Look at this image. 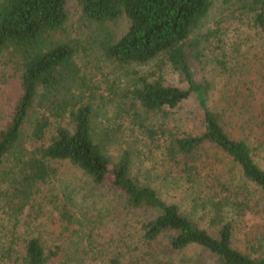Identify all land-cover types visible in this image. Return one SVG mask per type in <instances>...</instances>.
<instances>
[{"label":"trees","instance_id":"16d2710c","mask_svg":"<svg viewBox=\"0 0 264 264\" xmlns=\"http://www.w3.org/2000/svg\"><path fill=\"white\" fill-rule=\"evenodd\" d=\"M68 1L0 0V53L16 58L21 86L9 119L0 122V264H101L84 245L93 238L82 225L67 252L64 242L48 248L39 234L43 218L63 231L76 222L55 192L64 165L117 191L125 211L147 214L107 264H264L263 240L252 242L244 230L250 216L264 220V167L257 162L264 161V0L232 2L250 21L260 50L246 60L239 46L222 48L217 95L210 80L197 76V30L212 0H74L101 27L127 18L122 36L100 40L105 60L126 68L161 56L187 82L183 89L136 74L132 107L166 117L191 95L198 102L199 132L127 118L125 141L120 126L110 128L101 117L107 109L97 98L105 100L88 89L76 47L56 36ZM138 142L159 154L154 172L142 179L132 173Z\"/></svg>","mask_w":264,"mask_h":264},{"label":"rangeland","instance_id":"374dc122","mask_svg":"<svg viewBox=\"0 0 264 264\" xmlns=\"http://www.w3.org/2000/svg\"><path fill=\"white\" fill-rule=\"evenodd\" d=\"M234 1L212 0V7L197 30L201 41L199 47L201 69L197 76L203 75L213 83L215 95L223 82L221 68L216 63L221 56L222 48L230 52L233 47L239 46L240 53L246 56V60L252 59L256 50H260V41L254 29L251 28L250 21L240 14L239 9L235 8V3L232 4ZM67 8L68 18L62 32L57 33L56 36L60 41H67L76 47L81 74L86 76V84L90 91L96 96L103 95L101 97L105 101L97 98V102L107 109V113H102L101 117L104 119L107 117L110 128L117 130L120 126L122 133L118 134L121 136L119 140L131 139L123 129V124L125 121L129 123V120H135L136 123L141 122L144 126L169 125L194 133L201 130L199 105L194 95H191L179 108L172 110L166 117L160 112L146 113L136 103L135 107L131 106L128 91L135 81L136 74H152V76L161 77L165 84L183 89L188 85L184 77L173 70L161 56L148 64H132L126 68H121L102 57L98 49L100 40L107 36L106 33L113 34L116 38L122 36L129 25L126 17L120 16L114 21L106 22L101 27L96 22L86 20L74 0L67 2ZM206 32L211 34L208 40L202 38V34ZM220 43L221 46L218 45ZM16 68L15 57L4 52L0 53V122L9 119L21 93ZM134 144L140 153L132 157L134 160L132 173L142 179L146 170L154 172L151 164L155 165L159 154L153 146L151 149L155 150L154 153L142 142ZM143 161H146L145 166L141 163ZM257 162L264 167L263 160H257ZM60 171V179L55 185V192L68 203L76 217V222L70 226L69 230L63 231L61 228L53 227L51 220L41 219L38 231L44 244L48 248H54L56 243L64 242L67 252L74 247L75 242H79V239H76V232L79 225H82L84 231L92 230L93 239L91 242L85 240V247L97 254L101 264H107V260L112 255L122 250L121 239L128 240L127 233L136 224L135 220L146 218L147 214L143 211H125L123 198L117 191L105 185L94 184L76 168L64 165L60 167ZM244 224V230L251 231L250 240L255 242L257 238L262 239L264 246V232L262 231L264 220L257 216H250ZM187 253L192 254L193 251L189 250ZM176 264L186 263L177 262Z\"/></svg>","mask_w":264,"mask_h":264}]
</instances>
